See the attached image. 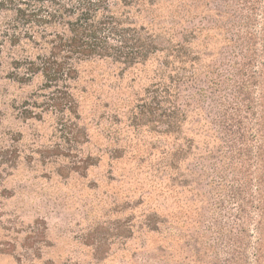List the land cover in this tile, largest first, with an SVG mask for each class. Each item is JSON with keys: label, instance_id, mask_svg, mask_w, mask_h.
<instances>
[{"label": "trees", "instance_id": "trees-1", "mask_svg": "<svg viewBox=\"0 0 264 264\" xmlns=\"http://www.w3.org/2000/svg\"><path fill=\"white\" fill-rule=\"evenodd\" d=\"M144 1L0 0V54L5 44L19 54L9 63L10 77L19 84L39 80L37 88L22 102L21 115L52 124L49 144L29 148L31 155L36 154L41 164H74L60 166L59 178L64 170L79 171L76 164H99V155L80 157L79 147L90 143L89 129L96 125L91 120L100 119L95 114L100 109L97 105L91 107L87 117L82 116L81 69L95 63L110 65L118 72L128 69L133 74L130 84L140 86L139 90L129 85L120 88L118 92L125 97L113 104L106 125H96L100 130L97 135L104 132L110 141L105 148L110 160L124 157L131 162L128 160H134L140 152L133 144L140 146L153 140L159 150L155 164H164L167 175L168 170H179L183 159L193 156V150L203 149L205 155L211 153L207 146L216 149L220 166L214 172L219 180L208 184L212 199L209 213L223 217L226 206L234 202L238 210L235 218L245 224L249 212H256L259 219L254 230L253 264H264V0L223 2L227 15L232 17L230 11L237 12L240 21L228 27L220 22L215 27H194L190 31H183L181 25L202 18L205 2H167L168 12L181 28L174 26L160 33L153 26L136 22L146 16L157 17L154 11L161 5L156 3L153 8L154 2ZM160 36L167 39L166 45L157 43ZM197 48L211 50L219 58L214 61L199 56ZM128 89L130 92H126ZM192 89L191 94H185ZM204 102L215 105L216 116L207 122L199 111ZM191 116L203 119L198 126L212 135L210 141L201 138L195 143L189 138L192 131L197 136L188 126ZM19 152L17 146L0 149V164L16 163ZM250 164H259L257 176H253ZM226 172L240 179L228 182ZM177 178L171 172L164 177L174 184L179 183ZM252 181L256 183L255 195L250 192ZM167 189L178 191L172 185ZM129 195L123 192L126 205L130 204ZM159 209L157 206L143 217L139 236L142 244H151L150 231L158 232V228H151L160 223L154 219ZM127 223L119 227L121 234L131 228ZM214 225L218 239L225 238L231 249L230 264L243 263L245 229L241 226L235 233L217 219ZM0 229L5 232L0 248L19 246L26 259L41 252L45 228L39 221L28 226L14 220L0 221ZM21 233L22 240L17 237ZM153 241L165 247L173 240L159 234ZM158 260L165 261L160 256Z\"/></svg>", "mask_w": 264, "mask_h": 264}, {"label": "rangeland", "instance_id": "rangeland-1", "mask_svg": "<svg viewBox=\"0 0 264 264\" xmlns=\"http://www.w3.org/2000/svg\"><path fill=\"white\" fill-rule=\"evenodd\" d=\"M144 2H154L153 8L156 3L161 5L154 11L157 17L152 19V16H146L142 20H136L139 24L157 28L156 33L174 26L178 29L182 27L183 31H190L194 27L211 28L220 22L228 27L241 20L234 11H230L232 17L228 16L223 5V2H235L234 0ZM167 2H205L202 18L183 23L180 27L177 25L178 20L168 12L169 8L165 6ZM166 42L167 39L160 36L157 43L163 46ZM196 52L199 56H208L214 61L219 58L211 50L197 48ZM18 55L8 44H5L0 54V149L17 146L21 151L16 163L0 164V221L14 220L24 226L39 221L45 230L41 252L26 259L19 246L14 249L1 247L0 264H230L231 249L225 238L218 239L214 225L216 219L235 233L241 226L245 229V261L241 264H253L252 254L256 243L254 230L259 219L257 213L251 210L249 221L245 224L236 220L238 210L234 202L226 206L229 213L222 211L223 217L209 213L212 199L208 184L212 180H219L214 172L220 166L217 163L216 149L207 146L211 153L205 155L202 154L203 149L193 150V156L183 159L179 170H168L167 175L170 172L178 175V184L164 179L167 176L163 172L164 164H155L159 159V150L157 142L153 140L148 139L145 145L140 146L134 143V149H139L140 152L135 154L134 160H128L131 162H127L124 157L121 161L110 160V155L105 150L110 141L104 132L101 136L97 135L100 130L96 125H106L105 118L113 104L125 97L118 92L120 88L123 90L129 85L130 88L139 90L140 86L130 84L132 73L129 74L128 69L118 72L110 65L96 63L85 65L81 69L83 81L79 91H83V99L80 101L82 116L87 117L92 112L91 107L97 105L100 109L95 114L100 119L95 117L91 120L96 128L89 129L90 143L80 145V157L84 159L89 153L99 155L100 163L76 164L79 171L64 170L62 178L58 177L60 166L73 167L74 164L39 163V157L31 155L29 148L38 147L39 143L49 144L47 140L52 134V124L24 119L21 115L22 102L37 88L39 80L34 78L30 83L19 84L10 77L9 63ZM141 81L144 86L148 84L144 79ZM193 91L192 89L185 94ZM126 92H130L129 89ZM138 94L141 97V90ZM191 104L193 102L190 101ZM211 105L207 102L199 105V111L206 122L216 116L215 105ZM203 119L198 116L189 118L191 125L188 126H191L197 136H194L193 131L188 136L195 143H199L201 138L210 141L212 136L198 126L203 123ZM212 128L216 129L215 126ZM212 133L215 135L214 131ZM37 136L40 139L35 141ZM126 150L132 152V149ZM250 166V170L255 172L253 176H257L259 164ZM224 176L228 182L233 178L240 179L231 172H226ZM255 184L252 181V195L256 193ZM170 185L178 187V191H168L167 187ZM123 192L130 194L128 205L124 203ZM176 192L181 196H175ZM157 206L160 209L154 219L160 223L151 229L158 228V232L150 231L151 244L149 240L148 245L142 244L139 236L142 235L140 228H143V217L154 212L153 209ZM124 221L131 228L121 234L118 229ZM159 234L173 241L163 247L160 242L153 241ZM4 235L5 232L0 229V242ZM23 236V233L17 235L20 240ZM158 256L165 261H159Z\"/></svg>", "mask_w": 264, "mask_h": 264}]
</instances>
